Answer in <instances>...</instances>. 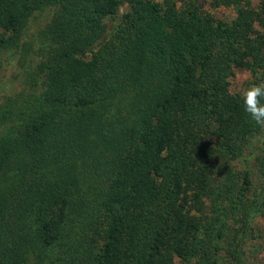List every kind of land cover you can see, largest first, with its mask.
<instances>
[{
	"label": "trees",
	"instance_id": "1",
	"mask_svg": "<svg viewBox=\"0 0 264 264\" xmlns=\"http://www.w3.org/2000/svg\"><path fill=\"white\" fill-rule=\"evenodd\" d=\"M206 4L0 0V70L20 66L0 93V264H255L264 130L240 94L264 83V0ZM235 67L250 80L230 93ZM220 159L241 166L219 180Z\"/></svg>",
	"mask_w": 264,
	"mask_h": 264
},
{
	"label": "rangeland",
	"instance_id": "2",
	"mask_svg": "<svg viewBox=\"0 0 264 264\" xmlns=\"http://www.w3.org/2000/svg\"><path fill=\"white\" fill-rule=\"evenodd\" d=\"M198 3L202 4L204 8H207L206 0H197ZM253 3L256 2V0H251ZM128 10V5L125 2H121L117 12L116 16L113 19H105V27L106 32L110 30L111 26L118 20L120 15ZM19 74H20V66L16 62V60H13L11 63H9L7 66H5L2 70H0V93L1 96L13 94L16 89H19ZM250 80V74L247 70L235 67L231 71V75L228 78V90L230 93H237L243 90L244 86L249 82ZM262 137L252 135L250 136L249 143H248V152L252 154H255L257 151V148L261 142ZM223 159H220L218 162V175L216 179L223 180L224 175L227 171L232 170L233 168L239 169L241 166V163L239 162H230L227 164L226 162L222 161ZM215 180V178H214ZM264 208V207H263ZM251 230L247 234L251 240H249L250 245L253 249H255L254 252V263L255 264H264V215L256 216L253 222L250 223ZM248 242V244H249ZM253 263V262H252Z\"/></svg>",
	"mask_w": 264,
	"mask_h": 264
},
{
	"label": "clouds",
	"instance_id": "3",
	"mask_svg": "<svg viewBox=\"0 0 264 264\" xmlns=\"http://www.w3.org/2000/svg\"><path fill=\"white\" fill-rule=\"evenodd\" d=\"M264 83L253 84L240 94L244 112L250 120L261 130H264Z\"/></svg>",
	"mask_w": 264,
	"mask_h": 264
}]
</instances>
